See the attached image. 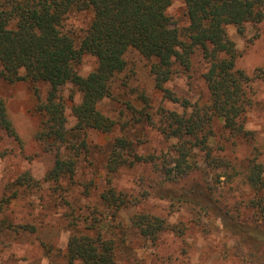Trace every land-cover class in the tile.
Returning a JSON list of instances; mask_svg holds the SVG:
<instances>
[{
  "label": "trees",
  "instance_id": "16d2710c",
  "mask_svg": "<svg viewBox=\"0 0 264 264\" xmlns=\"http://www.w3.org/2000/svg\"><path fill=\"white\" fill-rule=\"evenodd\" d=\"M174 1L7 0L0 3V78L9 83L26 82L37 98L40 121L36 141L43 152L54 154V167L46 174V182L59 186L68 178L75 184L79 162L83 155L89 154L90 131L112 134L119 125L100 109V103L115 98L116 85L128 70L129 51L137 52L149 64L155 89L163 98L183 109L178 112L161 106L159 118L154 120L146 112L152 104L145 93L139 97L144 104L142 110L129 104L130 110L145 115L165 140L174 142L167 154L159 155L141 153L140 145L127 136L115 137L111 142L105 165L107 189L101 199L114 210L116 221L121 209L141 201L138 195L119 191L113 185V178L121 168L153 165L169 182H176L198 172V157H201L207 165L235 171L225 158L215 157L210 144L218 120L223 122L227 139L254 140V132L246 128V118L253 105L254 83L262 76H251L237 67L239 53L227 29L234 26L244 36L248 24L256 27L261 24L264 0H184L188 17L185 27H179L169 13ZM75 11L92 13L91 23L78 45L66 28L67 17ZM85 55L97 60V67L87 76L77 70ZM198 55L206 65L204 81L208 96L192 102L168 85L176 76L190 73ZM122 78L127 86L129 75ZM41 84L49 85L45 98L41 95ZM67 86L79 93V102L74 96L68 101L64 99L63 89ZM0 127L21 143L3 100H0ZM245 182L256 196L254 205L264 209V162L258 157L250 160ZM16 185L31 188L37 181L30 172H25L17 178ZM89 185H85L86 196ZM187 192L182 194L184 202L204 215L230 220L229 231L240 244L251 245L254 241L264 244V231L224 211L209 188L204 191L198 187ZM167 198L173 201L170 196ZM70 216L72 232L65 264H117L116 239L110 233L121 228V221L110 225L100 212ZM80 222L85 226H80ZM132 225L142 237L152 241L166 231L179 236L186 234L185 227L149 213L135 214Z\"/></svg>",
  "mask_w": 264,
  "mask_h": 264
},
{
  "label": "rangeland",
  "instance_id": "374dc122",
  "mask_svg": "<svg viewBox=\"0 0 264 264\" xmlns=\"http://www.w3.org/2000/svg\"><path fill=\"white\" fill-rule=\"evenodd\" d=\"M5 1L0 0V3ZM169 13L179 27L188 25L184 0H175ZM91 20L90 12L75 11L67 17L66 28L77 45ZM227 30L239 53L237 67L251 76H262L254 83L253 105L246 118V128L254 132V140L233 142L227 139L223 122L218 120L210 144L215 157L225 158L235 171L207 165L201 157H198L200 170L176 182H169L153 165L121 168L113 178V185L119 191L138 195L141 201L119 211L117 220L122 226L110 233L116 239L117 264H264V244L259 241L240 244L229 231L230 220L204 215L182 197L184 192L195 188L204 191L209 188L224 211L264 231V209L254 205L256 196L245 182L250 160L258 157L264 162V21L257 27L248 24L244 36L239 35L234 26ZM127 60L128 70L122 75H129L127 86L121 77L115 98L100 103V109L119 125L112 134L90 131L89 154L83 155L79 162L75 184L68 178L59 186L45 181L46 174L54 167V154L43 152L36 141L40 121L36 112L37 98L26 82L9 83L0 78V100L5 102L9 119L21 140L19 143L0 127V264H65L72 232L71 214L87 216L100 212L101 218L110 225L118 222L114 210L101 199L107 189L105 165L115 137L131 138L144 154L169 152L174 141L165 140L158 129L147 122L146 116L130 110L129 104L142 110L144 104L139 97L145 93L152 104L146 112L151 113L154 120L159 118L157 113L161 106L178 112L183 109L164 99L155 89L149 64L137 52L129 51ZM96 67V58L85 55L77 70L87 76ZM205 72L206 65L198 55L193 70L176 76L168 86L192 102L206 99ZM39 88L45 98L49 85L41 84ZM63 95L67 101L71 96L80 101L79 93L72 86L65 87ZM70 122L73 125L72 118ZM25 172H30L37 181L36 186L16 185L17 178ZM91 181L93 185H89ZM87 184L88 196L84 194ZM140 212L185 227L186 234L179 236L166 231L155 241L146 239L132 225V217ZM80 226L84 227L85 223L80 222Z\"/></svg>",
  "mask_w": 264,
  "mask_h": 264
}]
</instances>
